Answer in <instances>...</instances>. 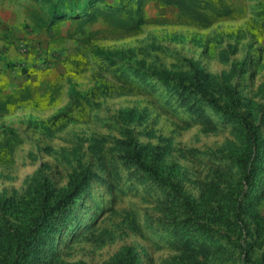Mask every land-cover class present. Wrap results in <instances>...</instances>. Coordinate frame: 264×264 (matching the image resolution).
Masks as SVG:
<instances>
[{
  "label": "rangeland",
  "instance_id": "1",
  "mask_svg": "<svg viewBox=\"0 0 264 264\" xmlns=\"http://www.w3.org/2000/svg\"><path fill=\"white\" fill-rule=\"evenodd\" d=\"M224 1L232 14L209 27L191 23L156 1L146 2L145 25L136 34L102 20L87 24L77 34L88 58L81 68L59 58L74 54L77 46L68 38L70 21L49 30L33 29L40 63L33 65L27 84L34 100L0 115V142L4 132L17 137L10 154L0 152V194L23 197L39 168L58 189L75 183L73 217L54 236V264H105L126 247L136 249L142 264H181L183 256L173 246L176 239L164 216L162 189L123 165L115 148L119 141L162 147L168 164L180 171L177 181L193 199L211 181L224 193L236 186L243 189L229 157L237 142V123H222L203 105L218 124L207 127L183 108L169 107L162 87L152 91L146 85H159L149 75L152 71H187L189 61L218 79L234 66L238 70L231 85L261 117L264 0ZM38 18H46V7L33 1V22ZM122 73L132 87L121 81ZM261 132L264 138V126ZM259 174L262 188L256 190L254 209L264 220V161ZM244 219L257 244V258L264 251L262 236L250 215ZM231 257L220 263L214 256L196 255L184 258L183 264H240L238 253Z\"/></svg>",
  "mask_w": 264,
  "mask_h": 264
},
{
  "label": "trees",
  "instance_id": "2",
  "mask_svg": "<svg viewBox=\"0 0 264 264\" xmlns=\"http://www.w3.org/2000/svg\"><path fill=\"white\" fill-rule=\"evenodd\" d=\"M46 7L45 19H34L36 30H49L59 23L70 21L68 38L77 44L74 54L59 57L63 64L81 68L88 62L82 35L84 26L102 20L109 27L130 34L138 33L145 25L143 8L147 1H156L175 10L185 20L201 27H209L220 18L229 17L231 8L224 0H33ZM75 27L72 32V28ZM107 61L113 63L107 58ZM187 71L154 70L149 75L157 84H146L156 91L162 87L169 107L183 108L207 127L215 123L205 112L207 105L222 123H237L236 144L229 155L240 178L228 193L211 181L198 199H193L177 181L180 171L168 164L163 148L147 146L130 139L119 141L116 150L121 153L125 167L134 168L163 191L164 216L170 233L175 237L176 250L184 258L214 256L220 263L228 262L232 253H238L240 264H264V251L254 258L256 242L245 215H250L264 245V220L254 209L260 187L258 177L264 161V108L261 117L237 95L231 85L237 70L234 66L220 79L207 73L196 62H188ZM137 78L142 76L134 73ZM121 81L129 83L122 73ZM264 92V86H261ZM81 99L84 100V97ZM34 100L27 87L8 94L0 101V115L10 113L20 104ZM130 113H128L129 115ZM262 124H258L257 122ZM17 137L3 133L0 152L7 156ZM178 170V171H177ZM71 181L68 189L56 188L39 168L27 181L24 196L7 198L0 194V264H54L58 253L54 247L55 234L59 233L74 214L77 186ZM262 188V187H260ZM249 191H248V190ZM255 200V201H254ZM105 264H142L134 247H126Z\"/></svg>",
  "mask_w": 264,
  "mask_h": 264
},
{
  "label": "crops",
  "instance_id": "3",
  "mask_svg": "<svg viewBox=\"0 0 264 264\" xmlns=\"http://www.w3.org/2000/svg\"><path fill=\"white\" fill-rule=\"evenodd\" d=\"M33 29V0H0V101L23 87L33 96L27 75L40 63Z\"/></svg>",
  "mask_w": 264,
  "mask_h": 264
}]
</instances>
